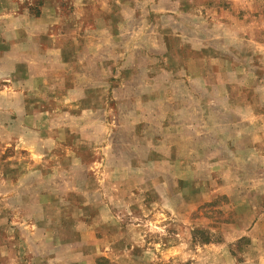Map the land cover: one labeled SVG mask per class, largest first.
<instances>
[{
	"label": "rangeland",
	"instance_id": "374dc122",
	"mask_svg": "<svg viewBox=\"0 0 264 264\" xmlns=\"http://www.w3.org/2000/svg\"><path fill=\"white\" fill-rule=\"evenodd\" d=\"M11 13L43 29L0 44V264H264V0Z\"/></svg>",
	"mask_w": 264,
	"mask_h": 264
},
{
	"label": "crops",
	"instance_id": "0c3cea01",
	"mask_svg": "<svg viewBox=\"0 0 264 264\" xmlns=\"http://www.w3.org/2000/svg\"><path fill=\"white\" fill-rule=\"evenodd\" d=\"M9 17V21L12 23L11 25L9 24V21L7 20V23L5 24H0L2 25V28L0 29V31L2 30H5V29H8V30H5V31H9L11 29V32H12V37L10 39H7V38H4L2 35H1V38H0V44H6L7 47H8V50H11L10 53H7L8 55L12 54L14 55L15 52L17 53V49L19 48V46L23 43H31V45H33L34 43H36L35 41H33V35L36 34V32L38 31H41V29H43L42 26H37L36 28H33L32 26H29V25H20V27L18 28L16 26V21L19 19L20 20V15L17 14V13H11L10 15H8ZM6 28H5V26ZM11 27V28H10ZM34 29V30H33ZM27 33L29 37H25L24 36V33ZM33 32H35V34H33ZM20 37H23L22 40H20ZM51 36H49L48 38L50 39ZM5 39V41H4ZM46 52L48 54H50V60L52 62V56L54 55L53 51L51 50V48L47 49ZM3 55L5 56H8L7 54H5L4 52H2ZM18 56V55H17ZM15 56L12 57V59H14ZM20 64H22V66H24L25 68H27L30 64L34 63L33 60H19L18 62ZM42 65V63H40ZM36 65V64H35ZM14 73V72H13ZM40 78V77H39ZM42 80V79H40ZM65 80H63L64 82ZM63 88H70V90H76V91H79V90H82L84 91V87H82L81 85L79 84H76V83H69L67 82L66 84H64L62 86ZM78 89V90H77Z\"/></svg>",
	"mask_w": 264,
	"mask_h": 264
}]
</instances>
